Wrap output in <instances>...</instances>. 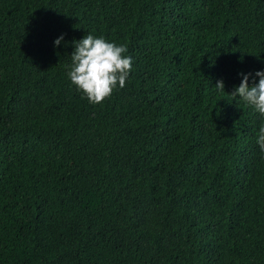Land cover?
Returning <instances> with one entry per match:
<instances>
[{
	"label": "trees",
	"instance_id": "trees-1",
	"mask_svg": "<svg viewBox=\"0 0 264 264\" xmlns=\"http://www.w3.org/2000/svg\"><path fill=\"white\" fill-rule=\"evenodd\" d=\"M88 34L133 60L95 105ZM260 70L264 0H0V264H264Z\"/></svg>",
	"mask_w": 264,
	"mask_h": 264
},
{
	"label": "clouds",
	"instance_id": "clouds-1",
	"mask_svg": "<svg viewBox=\"0 0 264 264\" xmlns=\"http://www.w3.org/2000/svg\"><path fill=\"white\" fill-rule=\"evenodd\" d=\"M63 36L54 43L59 45ZM74 51L71 53L72 64L68 76L76 89L87 97L91 104H100L110 97L117 88H124L132 70V57L125 55L127 47L123 44L107 41L103 36L85 35L79 41H73ZM243 79L232 95L245 103L246 110L253 115L264 116V70L257 71L258 83L249 84V74H241ZM218 90L224 91L222 80L216 84ZM257 144L264 152V126L259 129Z\"/></svg>",
	"mask_w": 264,
	"mask_h": 264
}]
</instances>
